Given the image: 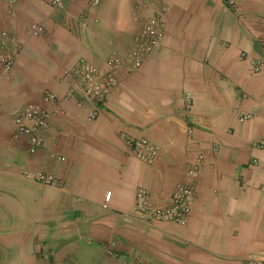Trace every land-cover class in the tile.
Instances as JSON below:
<instances>
[{"label":"crops","instance_id":"crops-1","mask_svg":"<svg viewBox=\"0 0 264 264\" xmlns=\"http://www.w3.org/2000/svg\"><path fill=\"white\" fill-rule=\"evenodd\" d=\"M113 1L103 0L99 17L112 14ZM247 1L249 8L251 2H261ZM88 2L65 0L64 14H59L64 16L47 18V38L26 41L12 77L4 82L8 102L0 101V120L29 103L58 114L50 119L38 151H27L23 138L0 155L5 172L0 184V264H45L38 256L46 249L56 264H80L81 258V264L91 259L118 264L106 257L105 246L132 260L126 264H136L135 256L143 262L138 264L264 261V150L254 148L264 141V70L251 71L252 62L264 57V33L251 31L264 21L249 27L213 2L183 0L166 18L168 32L160 48L139 70L120 78L98 120L89 123L86 107L64 100L69 83L63 71L79 57L102 66L108 55L95 49L96 41L108 43L120 55L133 42L130 37L121 42L118 35L106 42L116 26L104 22L81 29L84 43L74 40L64 22L80 15ZM46 7L44 0L23 1L12 20L0 3V32L22 36L23 27L43 17ZM176 20L178 39L173 40L169 29L174 30ZM45 89L57 94L55 105L43 102ZM186 95L191 97L189 109L184 107ZM16 97H23L24 104L14 107ZM235 109L252 118L239 123ZM188 127L194 129L191 138ZM121 135L146 138L158 149L153 168L130 161ZM213 144L220 147L216 153ZM197 152H203L205 162L186 225L150 227L129 217L138 186L167 202ZM17 161L59 178L63 186L21 181ZM106 193L110 198L103 208Z\"/></svg>","mask_w":264,"mask_h":264},{"label":"built area","instance_id":"built-area-1","mask_svg":"<svg viewBox=\"0 0 264 264\" xmlns=\"http://www.w3.org/2000/svg\"><path fill=\"white\" fill-rule=\"evenodd\" d=\"M20 0H7L8 13ZM65 0H50L54 9H63ZM131 4L133 20L138 23V29L132 40V49L125 55L112 53L102 66L91 64L84 58H78L71 68H66L62 76L70 83V90L66 92L64 100L75 99L78 108L86 107V120L95 122L99 116L102 106L107 97L118 88L119 80L139 70L144 62L160 47L166 30V17L170 12V5L166 0H128ZM103 0H89L87 7L80 14L78 25L80 29H86L91 24L97 23L95 14L98 13ZM230 5H234L229 1ZM237 11L236 8H234ZM44 32L41 24H32L28 34L31 37H40ZM23 50V45L15 35L0 34V71L10 72ZM241 57H246L244 52ZM264 70V57L255 59L251 64V71L255 74ZM60 82L61 79H58ZM242 98L246 95L242 94ZM59 101L56 93L45 91L43 102L55 105ZM191 97L186 95L184 107L189 109ZM58 114V110L47 111L41 106L33 103L26 104L17 111L12 118V139L19 141L23 138L27 141L30 153H35L43 145V135L48 131L50 119ZM239 123H245L252 118L251 114L242 113L238 109L233 111ZM193 128L186 129V135L191 138ZM120 139L128 156L148 167L155 165L158 157V149L146 138H131L121 135ZM255 149L264 150V141L254 145ZM220 149L218 144L212 145V152ZM60 160L59 158H56ZM205 158L202 152H197L193 159L185 166L186 181L177 184L172 190L166 205L159 203L152 197L149 190L139 187L134 193V203L130 218L146 223H166L175 226L186 225L196 195V180L201 168L204 166ZM255 165V160L252 161ZM23 180L42 187L61 188L63 182L53 175L43 172H30L23 170ZM110 198L106 193L103 208ZM111 255V254H110ZM237 264H264V261L256 258H248Z\"/></svg>","mask_w":264,"mask_h":264},{"label":"rangeland","instance_id":"rangeland-1","mask_svg":"<svg viewBox=\"0 0 264 264\" xmlns=\"http://www.w3.org/2000/svg\"><path fill=\"white\" fill-rule=\"evenodd\" d=\"M23 1H26V0H20L14 7H13V10L12 12L8 13V5H7V0H0V3L3 5V10L5 11L6 13V17L8 18H14L15 17V8L18 4L22 3ZM168 2V4L170 5V11L173 10L174 8L177 9L179 7H181V4L183 0H166ZM207 4H211V6H214L213 3H215L217 5V7H223L225 8L227 11H229V13L233 14L235 16V19L237 22L239 21H242L244 20L245 22H247V25L249 27L251 26H255L257 25V22L262 24V22L264 21V0H256V1H261V2H258L256 5H254L252 2H251V5L252 7H247V0H204ZM229 1L233 2L234 5H230L229 4ZM255 1V2H256ZM45 2V5L47 6L45 11L46 13L43 15V17H36L34 19H32V21H30V25H26L23 27V33L21 34L22 36H19L17 33H15L14 31H8V30H3L0 32L1 33H6L8 35H15L19 38V40L21 41L22 45H23V50L22 52L19 54V56L17 57V60L15 62V65L16 63L18 62V60L20 59V57L22 56V54H24V45L26 43V41H28L29 39H34V41H38V40H43L44 38H47V29H48V19H51L54 15H59V14H64V8L63 9H54L51 5H50V0H44ZM210 2H213V3H210ZM243 4H246V5H243ZM244 6V7H243ZM112 8L114 9H111V10H108V11H111L112 14H106L105 17H102V15L99 17V12L101 10V7L98 11V13L95 14V17L97 18V23H100V22H104L105 24H110L112 23L113 25L116 26V28L114 29V32L112 35L110 34H107V38H106V42H110V39L112 37H114L115 35L119 37V39L123 41H125L127 39V37H130L132 38L133 40V37L138 29V23L135 22L133 20V16H132V11H131V4L128 0H117V2L113 1V4L111 5ZM234 8L237 9V11L234 10ZM254 8V10H253ZM113 10V11H112ZM170 13V12H169ZM64 16V15H63ZM62 15H59L60 18L63 17ZM79 16H76L74 17L73 19H67L65 22H64V25L65 24H68V29H72V30H69V32L71 33L72 37L74 40H78V41H81L84 43L85 40H87V38H83L82 37V30L79 28V25H78V19H79ZM168 16V15H167ZM167 18V17H166ZM13 20V19H12ZM177 23L178 21H174L173 22V25H174V30L171 31V29H169V32L171 33V35L169 34L170 38L173 39V40H177L178 39V34H177ZM32 24H41L44 28V32L43 34L40 36V37H31L29 34H28V30H29V27L32 25ZM239 27H241L240 25L244 26L243 23L242 24H237ZM252 29H254L253 31L251 32H256L259 33H264V24H263V27H253ZM258 29H261L260 31ZM166 31L167 29L165 30V35L164 37L166 36ZM249 31V30H248ZM168 32V31H167ZM251 35V34H250ZM168 37V35H167ZM96 40L98 39L97 37H94ZM165 38H163L164 40ZM112 40V39H111ZM130 40V39H129ZM162 40V41H163ZM252 40V38H251ZM161 41V42H162ZM256 41V39L254 40ZM252 41V42H254ZM82 43V44H83ZM109 44L106 43L105 46L104 44L103 45H100L97 41L95 43V49L98 50L99 48V51H102V53H104V55H108V57L112 54V53H115V54H119L117 52V50L115 49H112L108 46ZM161 45V44H160ZM258 45L260 44H257V47ZM260 48H262L263 46H259ZM108 50V52L106 51V49ZM160 48V47H159ZM158 48V49H159ZM157 49V50H158ZM156 50V51H157ZM105 55V56H106ZM120 55V54H119ZM79 58H83V57H79ZM78 59V58H77ZM76 59V60H77ZM85 59V58H84ZM86 60V59H85ZM92 64V63H91ZM14 65L13 69L8 72V73H4L2 71H0V101L2 102H8L6 101L7 99V96H8V91L6 90V85L4 84V82L8 81L9 78L12 77V73L13 71L15 70L16 66ZM95 65V64H94ZM16 81V80H15ZM56 81V78H53L52 79V83ZM62 81V79H61ZM16 83V82H15ZM69 85H68V88L67 90H70V83L69 82ZM15 85V84H14ZM45 91H49V90H44L43 93ZM110 95V94H109ZM17 98V97H16ZM14 99V107H16L17 104L15 103H20V104H24L25 100H23V97H18L17 99ZM12 100V95L11 93L9 94V103L10 101ZM15 113V112H14ZM14 113H12L11 111L4 114L2 119L0 120V155H2L5 150V148L7 146H14L13 144H15V147H17L16 145V141H13L12 139V118L14 116ZM98 120V119H97ZM87 121V120H86ZM89 123H93V122H89ZM14 142V143H13ZM27 151H28V147H27ZM9 152V151H8ZM203 153V152H202ZM129 159H131L130 161H133L134 159L131 157V156H128ZM133 162H136V160H134ZM139 163V162H138ZM16 167H18V172H16V177H19V179L23 182H25L22 177H21V173L23 170H28L30 172H33L31 170H29L27 167H23V166H20L18 164V161L15 163ZM150 168H153V167H150ZM2 171V173H1ZM5 174V172L1 169V166H0V184L2 182V175ZM184 182H187L186 181V173H185V166L183 168V178L181 179V181H179L178 183H175L172 190L174 189V187L179 184V183H184ZM139 187H142V186H138L137 188ZM55 188V187H53ZM136 188V189H137ZM135 189V191H136ZM149 190V192L151 193L152 197L159 203V205H166L167 202L165 203H162V201H160L159 199H157L154 194L151 192V190L149 188H147ZM171 190V192H172ZM170 192V194H171ZM135 193V192H134ZM169 198V197H168ZM168 201V199H167ZM143 222V221H142ZM143 223H146V222H143ZM150 227H152L153 225L155 224H159L161 225L162 227L165 225V226H174L175 225H172V224H166V223H149ZM179 227V226H178ZM160 230L164 229V228H159ZM102 247V246H101ZM102 249V248H101ZM105 252V255L107 258L109 259H112L114 261H116L118 264L119 263H122V264H126L125 262L127 261L128 263L131 262L132 260H130L126 255H123L122 253L120 252H117V251H112V254L113 255H110L108 253H106V250H105V247H104V250ZM116 253L117 257L114 256ZM38 258L40 260H42L45 264H56L55 263V260L53 258V256L50 254L49 250L46 249L45 251H41L40 252V255L38 256ZM140 258V257H139ZM138 257H134L133 258V261L134 263L138 264L139 262H142L141 258L139 259ZM94 259H91L88 263L86 264H96V262H92ZM141 260V261H140ZM80 261V260H79ZM81 262L84 263L85 260L83 258H81ZM80 262V264H81ZM143 263V262H142Z\"/></svg>","mask_w":264,"mask_h":264},{"label":"clouds","instance_id":"clouds-1","mask_svg":"<svg viewBox=\"0 0 264 264\" xmlns=\"http://www.w3.org/2000/svg\"><path fill=\"white\" fill-rule=\"evenodd\" d=\"M139 221H140V220H139ZM103 247H104V246H103ZM105 250H106V253L113 255V254H112V251H114L113 247L105 246ZM114 256L117 257L116 253H115Z\"/></svg>","mask_w":264,"mask_h":264}]
</instances>
